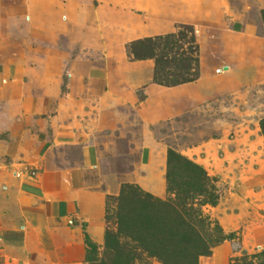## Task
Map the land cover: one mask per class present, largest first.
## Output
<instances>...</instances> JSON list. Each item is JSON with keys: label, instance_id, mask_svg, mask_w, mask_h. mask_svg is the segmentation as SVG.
Returning a JSON list of instances; mask_svg holds the SVG:
<instances>
[{"label": "rangeland", "instance_id": "obj_1", "mask_svg": "<svg viewBox=\"0 0 264 264\" xmlns=\"http://www.w3.org/2000/svg\"><path fill=\"white\" fill-rule=\"evenodd\" d=\"M13 17L32 29L37 21V30L53 31L57 40L51 47L65 57L66 72L82 73L84 78L83 89L71 96L62 80L60 93L52 95L42 110V89L27 75L12 83L0 77V187L7 185L4 177L34 176L35 165L42 160L33 141L30 148L25 146L29 156L11 159L3 152L12 140L8 129L13 123H23L31 134L49 140L46 161L61 167L68 165L65 149L54 142L51 126L68 125L60 129L78 136L89 132L90 163L105 196V214L78 227L74 263L164 264L150 254L151 248L173 263H193L181 245L166 248L156 230L145 224L148 231L138 236L136 230L142 225L146 201L173 198L166 185L167 154L172 151L201 166L220 197L215 206L193 205L205 218L199 232L209 247L194 264H264V0H0V24ZM23 32L24 47H50ZM126 32L134 39H124ZM168 34L175 35L169 38L172 51L164 50L169 52L164 64L169 80L192 78L189 83L200 81L199 86L171 105L169 94L174 90L167 89L175 87L160 86L151 78L148 84L132 87L134 106L115 108V127H99L98 116H104L106 108L102 103L113 89L108 88L104 71L122 62L143 61L127 55L129 42L158 36L164 41ZM11 35L0 30V44L17 38ZM189 43L198 44L199 50L206 43L222 45L229 68L206 70L203 66L211 67L214 60L190 52ZM177 47L179 55L173 59ZM5 65L11 80L17 64ZM149 87L158 89L153 104ZM146 105L151 115L143 120L140 112ZM40 118L42 131L34 128ZM215 224L221 227V236L214 232ZM230 233L233 240H221ZM148 235L153 238L148 240ZM217 239L220 242L214 244Z\"/></svg>", "mask_w": 264, "mask_h": 264}, {"label": "crops", "instance_id": "obj_2", "mask_svg": "<svg viewBox=\"0 0 264 264\" xmlns=\"http://www.w3.org/2000/svg\"><path fill=\"white\" fill-rule=\"evenodd\" d=\"M35 23L34 26L39 29L37 21ZM26 25L29 26L19 17L5 18L1 22L0 30L17 38L10 40L7 45L0 44V47H4L0 49V77L2 82L12 83L14 78L19 79L21 74L27 75L31 83L42 89L39 95L43 100L42 110H45L48 99L60 93L62 80L67 82L68 89L71 88L69 93H66L69 96L71 92L83 89L84 78L82 73L66 72L65 57L51 47L57 40L56 36L51 34L53 31L43 28L39 31L34 26L33 29L32 26L26 29ZM51 27L62 29V26L57 24ZM23 31L30 36L34 34L37 40L47 41L50 47H24L21 42L25 41L21 36ZM131 36L130 32H126L124 39L132 38ZM223 50L225 51L220 44L206 43L200 46L199 56L214 60L211 67H203L213 73L220 68L228 69V57ZM14 63L17 64L16 69L12 70L15 76L8 80L10 73L5 64ZM152 64L151 60L129 64L122 62L104 71L108 88L113 89L107 91V98L102 100V105L105 103L106 108L101 113L105 115L98 116L99 127H115L117 118L114 111L118 104H136L137 99L132 87L150 82L153 75ZM199 84L200 81H196L167 89L174 90L169 94V103L173 105L172 102H181L186 98L187 90L191 92ZM154 90L158 89L147 88L148 100L155 98ZM151 103L153 104L152 100ZM149 106L141 109L143 120H147L151 115ZM35 122L34 128L42 131L43 118H40V123L37 120ZM26 127L23 123H13L9 126L12 140L3 146V152L10 155L11 159L12 156L20 157L21 154H28L25 152V146L28 144L29 147L32 143L29 141H33V147L42 160L35 165L37 172L34 176L19 179L15 176L4 177L7 179V185L0 187V264H76L77 261L74 263V260L79 249L78 227L84 222L97 221L105 214V196L96 183L97 177L92 169L94 166L90 163L89 132H81L78 136L77 133L60 129L67 128L68 125L51 126L54 142L64 145L65 149L68 165L61 167L52 162V165H49L46 161L49 140L48 143L41 140L38 135L28 132Z\"/></svg>", "mask_w": 264, "mask_h": 264}, {"label": "trees", "instance_id": "obj_3", "mask_svg": "<svg viewBox=\"0 0 264 264\" xmlns=\"http://www.w3.org/2000/svg\"><path fill=\"white\" fill-rule=\"evenodd\" d=\"M185 29L189 32L192 30L190 26H187ZM178 34L179 36L183 35L181 32ZM173 37H175L174 34H168L164 37V41H160L162 38L158 36L155 38L138 39L126 44L127 55L132 59L153 60L152 81L160 86L176 87L195 80L192 78H184L183 80H176V82L169 80L170 78L168 77L170 76L166 74L164 66L166 61L169 60V52L164 50L172 49L173 43L169 38ZM188 45L190 52L198 54V44L192 45L189 43ZM160 47L163 49L162 52L157 51ZM177 50L173 55V59L179 55L178 47ZM138 94L142 95L140 92ZM261 128L264 133V121L261 122ZM167 166L166 185L168 192L173 195V198L165 201H146L144 205L145 212L141 214L142 225L138 224L136 228L138 230L137 234L139 236L141 232L148 231L146 227H149L148 229H151L152 232L156 230L159 233L160 241L164 240L166 248L172 247L173 244L177 246L181 245L183 250L189 251L187 253L193 259L192 264H194L198 256L209 253V247L199 232V228L204 227L206 223L205 218L202 216L200 208L194 209L193 205H197L198 207L205 204L215 206L220 197L216 187L211 183V180L201 166L176 155L172 151H169L167 154ZM171 220H173V223ZM144 224L146 227H144ZM213 230L219 236L222 235L221 227L218 224L214 225ZM153 236L156 237V233ZM153 236L148 235L146 238L150 240ZM225 239L233 240L234 235L230 233L222 236L221 240ZM144 241L147 240L144 238ZM219 242L220 239H217L214 244ZM149 252L158 257L164 264H176V262L173 263L169 258L159 255L152 248ZM177 264L182 263L177 262Z\"/></svg>", "mask_w": 264, "mask_h": 264}, {"label": "water", "instance_id": "obj_4", "mask_svg": "<svg viewBox=\"0 0 264 264\" xmlns=\"http://www.w3.org/2000/svg\"><path fill=\"white\" fill-rule=\"evenodd\" d=\"M227 69V67H224V70H226Z\"/></svg>", "mask_w": 264, "mask_h": 264}]
</instances>
